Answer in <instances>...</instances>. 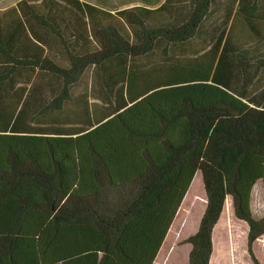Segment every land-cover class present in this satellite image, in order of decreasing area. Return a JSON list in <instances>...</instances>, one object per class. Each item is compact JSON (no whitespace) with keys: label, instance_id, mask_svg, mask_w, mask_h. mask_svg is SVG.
I'll list each match as a JSON object with an SVG mask.
<instances>
[{"label":"trees","instance_id":"1","mask_svg":"<svg viewBox=\"0 0 264 264\" xmlns=\"http://www.w3.org/2000/svg\"><path fill=\"white\" fill-rule=\"evenodd\" d=\"M218 1L0 11V264H153L196 173L206 206L188 264H209L227 197L258 264L264 219L249 204L264 189V0H224L204 27Z\"/></svg>","mask_w":264,"mask_h":264},{"label":"rangeland","instance_id":"2","mask_svg":"<svg viewBox=\"0 0 264 264\" xmlns=\"http://www.w3.org/2000/svg\"><path fill=\"white\" fill-rule=\"evenodd\" d=\"M14 1L17 2L19 0L8 1L7 5L12 4ZM79 1L87 3L89 5H93L99 9H103L111 13H115L116 11L121 10L126 3L130 5L139 3L140 6H146L145 4H149V6L154 7L157 5H161L164 0H79ZM52 3L53 2L49 4L53 5ZM16 4L11 7H15ZM43 5L47 6V3L43 2ZM60 6L62 7V9H57L60 11H56V13H65V11L63 10L65 8H63L62 5ZM55 7H59V5H56ZM225 7H226V3L224 0H221V2L218 1L216 3L217 13L212 14L210 18L204 22L205 23L204 27H208L210 29L212 27V24H214L216 20H219V17H222L223 15L222 12L225 9ZM61 16L65 17V14H62ZM5 18L6 21H8L12 19V16L11 14H8ZM0 22L3 25L6 24V22H4L3 20H0ZM36 29L40 33L43 32V29L39 27H37ZM46 41L51 43L53 46L55 44L60 46L59 39L56 36H53L49 33L48 36H46ZM71 41L72 39L69 42ZM43 50H44L43 55L50 57L55 56V53L58 52L53 50V48L52 51L48 49L46 50L43 49ZM80 51L83 52L84 50L80 49ZM84 75L85 77H83L82 80L80 79L79 84L76 85V87L73 89V94L71 96L72 102H75L77 100L78 96H80L79 93L81 92L84 86L86 85L89 87L91 86V83L93 82V79L95 77L94 74H92L91 70L87 71ZM66 109L75 110V104H68ZM192 181L193 183L191 182L192 186L189 187V190L187 191L186 194L187 196L183 198L185 200L184 201L182 200L183 208L181 210V213L183 214H180L179 211V215L176 216L177 218L174 217L173 222L160 247L159 250L160 252L157 256V259L155 260L156 264H188V255L191 250V247L189 244L185 243V240L197 232L200 219L204 213L206 206V199L203 191L200 173H196ZM256 184L257 185H254L251 191V195L253 194V196H250L251 201H253L252 203L253 213H251V215L252 217L255 216L253 217L255 220H260V219H264V189L260 182H257ZM224 218L225 217H223L222 219L223 222L222 224H225V228L222 231L220 227L219 231H217V233L214 236L215 253L212 259L213 260L212 264H253L251 257L248 254L247 245H246L248 232L245 230H240V223L242 221L237 220L234 214L231 219L232 221L231 224H227V220L226 218L225 219ZM228 225L229 228L226 229ZM244 231L247 233H244ZM257 239L252 244V253L258 264H264V239L256 243ZM211 244H212V235H211ZM212 252H213V245H212Z\"/></svg>","mask_w":264,"mask_h":264},{"label":"crops","instance_id":"3","mask_svg":"<svg viewBox=\"0 0 264 264\" xmlns=\"http://www.w3.org/2000/svg\"><path fill=\"white\" fill-rule=\"evenodd\" d=\"M8 1H12V0H0V11H4V10H6L7 8H9V7H11V6H13V5H15L17 2H19V1H14L12 4H9V5H7L8 4ZM2 29H6V27L0 22V30H2ZM1 38V37H0ZM1 41V40H0ZM21 43H22V45L20 44V43H18L17 44V46H16V48H17V51H18V54H24V46H23V42H22V40H21ZM43 49H45V47L43 46ZM46 50V49H45ZM261 183V182H260ZM262 184V183H261ZM255 185H257V184H255ZM261 188H262V186H261ZM189 190V189H188ZM187 194V193H186ZM186 194H185V196H186ZM185 196H184V198H185ZM251 196H253V194L251 195ZM185 199H183V201H184ZM182 201V202H183ZM252 203H253V201H251V199H250V204H249V207H250V212L251 213H253V211H252ZM182 208H183V205H182V203H181V205H180V207H179V209H178V211H177V213H176V215H175V218H177L176 216L177 215H179V211H180V214H183V213H181V210H182ZM226 215V216H225ZM180 216H182V215H180ZM232 216H233V208H232V202H231V199H229V197H227L226 199H225V202H224V206H223V209H222V212H221V214H220V218H219V220H218V222L216 223V225H215V227H214V229H213V231H212V245H213V252H212V255H211V257H210V260H209V264H212V259H213V257H214V253H215V245H214V236H215V234L217 233V231H219V228L221 227V230L223 231V229L225 228V224H222L223 222H222V219H223V217H225L226 218V220H227V224H231V219H232ZM253 217H255V216H253ZM224 218V219H225ZM225 221V220H224ZM226 223V222H225ZM227 228H229V225H228V227H226V229ZM240 230H245V231H247L248 232V226L246 225V224H244V223H240ZM244 231V233H247V232H245ZM227 233H228V231H227ZM264 239V235L263 236H261V237H259L258 239H257V242L256 243H258L259 241H261V240H263ZM160 252V251H159ZM159 252H158V254H159ZM158 254H157V256H158ZM157 256H156V258H155V260L157 259ZM154 260V262H153V264H156V261Z\"/></svg>","mask_w":264,"mask_h":264}]
</instances>
